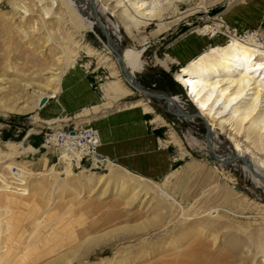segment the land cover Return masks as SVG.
<instances>
[{"label":"rangeland","instance_id":"374dc122","mask_svg":"<svg viewBox=\"0 0 264 264\" xmlns=\"http://www.w3.org/2000/svg\"><path fill=\"white\" fill-rule=\"evenodd\" d=\"M24 1L30 4L33 15L39 12L38 3V7H35L31 0ZM174 1L156 0L153 4L174 6ZM219 1L202 0L207 12L198 10L151 39L142 55L146 69L136 74V81L144 89L178 96L185 110L194 109L185 89L175 81L174 74L183 67L187 59L199 52L206 42H223L224 38L221 35L211 36L212 34H202L200 31L207 23L212 25L213 18L221 21L219 24L222 28L227 26L239 34L247 33L249 30L257 31V40L261 41L259 34L264 32V0ZM144 2L148 5L151 1ZM198 2L199 0H182L176 3L179 11H183ZM107 3L115 4L112 0ZM128 4L129 2L124 0L121 6L129 8ZM17 15L7 0L0 1V77L10 82L6 84L7 89L0 92V97L6 93H21L20 89L11 84L14 80L22 79L34 84L47 76L41 72L43 62L38 52L31 50L27 42L22 41L17 34L11 32L9 35L7 32L8 24L19 21ZM10 17L12 19L8 20ZM148 19L149 15L136 17L137 21L150 23L140 30L142 35L149 34L157 28L156 22ZM65 24L66 27L69 26ZM76 35H78L76 40L81 37V44L77 47L72 44L69 47L70 53L76 54L72 56L69 64L67 63L59 84L60 93L56 99H47L25 112L4 113L0 110V195L14 199L10 204V210L16 212V217H22V224L27 228L28 221L36 219V217L28 219L31 214L28 210L34 204L41 206L47 202L54 174L59 172L61 178L65 177L59 150L46 142V134L51 130L90 127L97 132L100 140L101 138L108 140L115 147L120 161L109 159L161 185L176 197L185 210L187 209L188 214H192L190 216L192 219L183 222L177 220L176 205H172V209L166 214V211H158L157 200L152 199L151 194L147 197L141 194L142 197L129 206L125 204L123 198L113 195V192L101 194V189L91 197L85 198L86 202L79 209L73 205L72 190L65 188L55 194L57 195L55 201L49 207L52 212H59L54 217L56 223L64 222L71 217L78 219V225L95 222L101 226L109 220L108 214L111 213L114 218L102 226L103 229L109 230L116 227L115 224L121 226L145 224L148 216L158 215L156 223L146 230L120 232L111 240L102 242L97 246L99 248L94 247L95 251L89 255L68 264H101L100 260L107 262L120 258H129L130 262L127 264H172L176 259L191 258L193 255L189 251L197 242L204 245L207 253L206 257L204 255L206 259L201 257L199 261L217 260L215 264H228L227 261L236 258L234 264H260L262 257L255 254L253 246L246 239L251 229H255V226L261 223L264 224V208H258L250 203L264 202V189L255 186L237 165L218 161L205 148L191 143L190 137L202 140V135L206 132L205 125L199 119L188 121L180 118L159 105L154 98L149 103L154 112L152 115L143 113L140 106L128 108L127 104L142 98V95L133 89L131 95L118 99L111 107L105 108V104L110 100L105 95L107 85L113 78L108 76L107 70L96 57L86 54L82 47L86 44L94 51H104L113 57L111 47L92 19L88 20L83 35L81 33ZM36 37L39 38L38 34L34 33L33 38ZM126 38L139 47L137 41H131L127 36ZM165 58L172 59L168 70L158 61ZM32 90L33 88H28L27 95L30 101L34 102L35 93H32ZM4 102L10 104L9 100ZM94 106L98 107L94 109ZM155 115L162 118L165 123L153 120ZM174 138L179 140V143H176ZM219 138L227 147L233 146L225 133L220 134ZM19 145L30 146L32 149L21 153ZM15 147L19 149V153L13 158L9 155ZM100 147L101 142L98 153L105 155L100 151ZM33 163L45 164L39 167V169L42 167V170L38 172L30 166ZM82 168L96 173V177L108 173L106 167L96 168L92 164L71 167L74 173H79ZM85 191H88V188ZM157 196L165 197L160 191H157ZM243 196L249 201L242 200ZM0 201L3 210L4 202ZM215 206L224 207L229 212L219 211L218 214H224L225 218L213 217L212 227L208 225L207 232L197 233L194 222L212 220L205 216L195 221L194 217H200L203 215L202 212L205 211V214ZM18 209L21 211L20 214L17 212ZM226 221H230L234 226L227 227ZM1 223L0 220V236ZM211 232L216 237L215 244ZM115 237L119 240H115ZM233 237L246 244L243 246L241 243L236 253L232 251V244L229 241Z\"/></svg>","mask_w":264,"mask_h":264},{"label":"bare ground","instance_id":"6f19581e","mask_svg":"<svg viewBox=\"0 0 264 264\" xmlns=\"http://www.w3.org/2000/svg\"><path fill=\"white\" fill-rule=\"evenodd\" d=\"M7 1L14 7V12L18 14L17 17L19 18L18 22L8 24L7 32L9 35L11 32L17 34L22 41L27 42L31 50L38 52L43 62L41 72L47 76L34 84L22 79L11 82L20 89L21 93L3 94L0 97L1 111L4 113L10 111L25 112L34 109L40 102L47 99H56L60 93L59 84L64 70L69 64L68 62L72 60V56L76 54L70 53L69 47L72 44L75 47L81 44V37L76 40L80 34H76L81 33L83 35L88 20L92 19L105 36L113 54V57H110L111 55L109 56L108 53L94 51L86 44L82 47L86 54L94 55L107 70L108 76L113 78L107 85L105 95L110 100L105 104V108L111 107L118 99L131 95L133 93L131 89H133L138 91L142 98L127 104L128 108L140 106L143 113L152 115L154 112L149 103L154 98L155 101L159 102V105L180 118L188 121L199 119L205 125L206 132L202 135V140L190 137L191 143L205 148L218 161L237 165L255 186L264 189V32L259 34L261 41H258L257 31L249 30L247 33L239 34L227 26L222 28L219 24L221 21L217 18H213L212 25L207 23L200 30L202 34L221 35L224 40L222 43L206 42L205 46L187 59L183 67L174 74L175 81L185 89L189 101L193 104L194 109L187 111L183 108L178 96L144 89L136 82V74L146 69L142 55L148 44L151 43V39L161 35L172 25L198 10L207 12L202 0H199L195 6L183 11H179L176 3L182 0H175L174 6H158L153 4L156 0H150L148 5L144 0H127L129 8L121 6L124 0H112L115 4L107 3L109 0H31L33 6L38 7L39 5V12L36 15H33L30 4L28 5L24 0ZM227 1L229 0H220L219 2ZM141 15H149L148 21L154 20L157 28L149 34L142 35L140 30L150 23L137 21L136 17ZM12 16L14 19V15ZM65 23L69 25V28L66 27ZM34 33L38 34L39 38L34 39ZM126 36L131 41H137L139 47L129 42ZM28 51L30 50L28 49ZM158 61L168 70L172 59L165 58L158 59ZM119 66L123 70H120ZM0 83V92H3L8 87L6 84L10 82L0 77ZM28 88H33L34 102L28 98ZM4 100H9L10 104H6ZM20 103L23 104L20 105ZM96 108L94 107V109ZM153 120H160L165 123L162 118L156 115ZM222 133H225L231 140L232 147H227L220 141L219 135ZM174 139L176 143H179V140ZM97 141L100 146V139ZM18 148L21 153L32 149L30 146L24 147L22 145H19ZM18 148L15 147L9 156L14 158L19 153ZM59 153L62 158L65 177L61 178L59 172L54 174L53 180L50 182L51 191L48 192L47 202L41 206L34 204L28 210L31 213L28 219L31 217H36V219H30L27 228L22 224V217H16V212L10 210V204L14 202V199L0 195V200L5 205L3 210L0 207V220L2 222L0 264H68L89 255L95 251L94 247L99 246L105 240H111L120 232L146 230L147 227L155 224L158 218V215L154 214L145 219V224L134 226L115 224L116 227L112 225L114 228L109 230L103 229L102 226L114 218L111 213L108 214L109 220L101 226L95 222L78 225V219L71 217L72 220L67 219L64 222L56 223L57 220L54 217L59 212H52L49 207L55 201V196H57L55 194L65 188L72 190L73 205L79 209L88 197L101 189V194L113 192V195L123 198L125 204L129 206L142 197L141 194L146 197L151 194L153 195L152 199L157 200L158 211H166V214L172 209V205H176L177 220L183 222L192 219L190 217L192 214H188L187 209L185 210L176 197L167 192L161 185L131 172L124 166L109 162L105 155H102L105 158L103 161L99 160L100 162H98L96 156L90 160V164L96 168L99 167L96 166L99 163L100 167H106L108 170L107 174L96 177V173L85 168H82L79 173L73 172L71 169L73 163L70 159L73 157L77 161L78 155L70 156L62 151ZM44 164L33 163L30 166L39 172L42 170V167L40 169L39 167ZM88 172L89 174H87ZM86 188L88 191H85ZM157 191L162 192L165 197H158ZM86 194L87 196H85ZM242 200L249 201L244 196ZM250 203L258 208H264V202L250 201ZM221 206L212 207L205 214V211L202 212L203 215L200 217H194L195 220L208 216L210 218L208 219L212 220L211 223L207 222L206 219L199 222L195 220L194 225L197 226L195 228L197 233L207 232V226H211L213 217L225 218L223 217L224 214H218L219 211H228ZM6 207L8 208L6 209ZM17 212L20 214V209ZM225 223L227 227L234 226L231 225L230 221ZM255 227V229H251L252 231L249 232L246 240L253 246L255 254H260L262 257L260 264H264V224L261 223ZM188 234L191 233L188 232ZM211 235L215 244L216 237L212 232ZM115 240L119 239L116 238ZM229 241L232 244L231 249L235 253L240 248L241 243L243 246L246 245L237 237L230 238ZM189 252L193 255H190L191 258L194 257L193 259H176L172 264H215L217 261L206 262L204 259L199 261V258L207 255L201 242H197ZM241 253L242 251H240V255ZM100 261L101 264H127L130 259ZM235 261H237L236 258L227 262L234 264Z\"/></svg>","mask_w":264,"mask_h":264},{"label":"built area","instance_id":"2783aa9c","mask_svg":"<svg viewBox=\"0 0 264 264\" xmlns=\"http://www.w3.org/2000/svg\"><path fill=\"white\" fill-rule=\"evenodd\" d=\"M46 136V142L50 146L56 147L57 150L62 151L66 155H78L79 159L77 161L73 157L70 159L73 163V168H78L80 165L90 166V160L93 156H96L98 162L105 159L98 153V134L90 127L51 130Z\"/></svg>","mask_w":264,"mask_h":264},{"label":"crops","instance_id":"0c3cea01","mask_svg":"<svg viewBox=\"0 0 264 264\" xmlns=\"http://www.w3.org/2000/svg\"><path fill=\"white\" fill-rule=\"evenodd\" d=\"M94 107H98V106H94ZM100 141H101L100 151L108 156V161L113 162L111 159H113L115 161H120V160H118L120 158H119L118 153L115 150V147H113L108 140L101 138ZM109 158H111V159H109Z\"/></svg>","mask_w":264,"mask_h":264},{"label":"water","instance_id":"95a60500","mask_svg":"<svg viewBox=\"0 0 264 264\" xmlns=\"http://www.w3.org/2000/svg\"><path fill=\"white\" fill-rule=\"evenodd\" d=\"M120 70H123V68L121 66H119ZM125 75L128 77V74L125 72ZM137 82V81H136ZM144 90V89H143ZM152 94V93H151Z\"/></svg>","mask_w":264,"mask_h":264}]
</instances>
